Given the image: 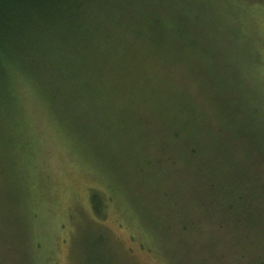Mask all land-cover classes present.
I'll list each match as a JSON object with an SVG mask.
<instances>
[{
    "label": "rangeland",
    "instance_id": "374dc122",
    "mask_svg": "<svg viewBox=\"0 0 264 264\" xmlns=\"http://www.w3.org/2000/svg\"><path fill=\"white\" fill-rule=\"evenodd\" d=\"M98 1L2 71L0 264H264V0Z\"/></svg>",
    "mask_w": 264,
    "mask_h": 264
},
{
    "label": "trees",
    "instance_id": "16d2710c",
    "mask_svg": "<svg viewBox=\"0 0 264 264\" xmlns=\"http://www.w3.org/2000/svg\"><path fill=\"white\" fill-rule=\"evenodd\" d=\"M101 1L108 2V0ZM98 2L100 3L98 0H0V78L4 67H14L18 59V56L15 59L16 51L23 50L28 53V50L34 48L33 46L46 41L42 36L55 32L56 35L53 36L63 41L70 40L73 35L72 30H76L75 28L81 25V19L97 11L94 8ZM103 7L109 10L106 5ZM115 8L118 9L116 5ZM45 46L46 44L42 48L34 49L41 51L39 55L29 52L32 56L24 57L29 67L39 68L40 64H45L43 60L45 54H55L51 52V49L54 50L53 47L49 53H45ZM24 58L21 56L18 64ZM32 60L37 66L29 63ZM30 70L34 80L40 79L37 70L36 72ZM91 200L94 209L99 211L101 202L98 195L94 193Z\"/></svg>",
    "mask_w": 264,
    "mask_h": 264
}]
</instances>
